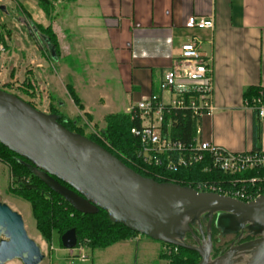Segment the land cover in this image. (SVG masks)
Here are the masks:
<instances>
[{
	"label": "crops",
	"instance_id": "0c3cea01",
	"mask_svg": "<svg viewBox=\"0 0 264 264\" xmlns=\"http://www.w3.org/2000/svg\"><path fill=\"white\" fill-rule=\"evenodd\" d=\"M60 1L71 6L68 21L78 23L70 32L77 29L79 36L70 34L67 21L59 32L58 18L45 21L44 15L36 22L50 24L59 44L69 49L68 56L79 57L83 51L90 57L84 68H65L82 112L97 116L127 113L137 101L160 94L159 84L172 58L179 54L182 43L196 35L212 58L214 111L202 119V139L229 151L264 150V120L257 119L243 95L248 87L264 88V0ZM8 2L13 5L14 1ZM209 14L214 19L212 30L184 27L188 16ZM19 48L15 57L13 46L7 43V53L0 57L8 64L6 70L13 59H27L23 47ZM30 59L38 85L54 82L51 71L45 70L50 59ZM97 61L102 68L94 76L88 66ZM62 94L72 102L66 89Z\"/></svg>",
	"mask_w": 264,
	"mask_h": 264
},
{
	"label": "water",
	"instance_id": "95a60500",
	"mask_svg": "<svg viewBox=\"0 0 264 264\" xmlns=\"http://www.w3.org/2000/svg\"><path fill=\"white\" fill-rule=\"evenodd\" d=\"M39 36L52 60H57L53 45ZM59 118L0 89V144L26 160L20 162L76 211L93 214L102 209L113 223L165 244L193 249L200 256L196 264H264V195L245 202L143 176L101 145L68 130ZM214 214V225L222 235H241L246 228L257 237L211 258ZM201 216L207 217L206 237L199 241L191 226L196 223L202 234ZM185 232L193 235L196 245L182 241ZM76 243L73 228L60 235L63 248L71 250ZM43 258L21 214L0 201V264L13 259L39 264Z\"/></svg>",
	"mask_w": 264,
	"mask_h": 264
},
{
	"label": "built area",
	"instance_id": "2783aa9c",
	"mask_svg": "<svg viewBox=\"0 0 264 264\" xmlns=\"http://www.w3.org/2000/svg\"><path fill=\"white\" fill-rule=\"evenodd\" d=\"M13 1L17 3V0ZM0 27L1 57L7 53L9 29L1 24ZM184 27L212 30L214 19L211 14L190 15ZM159 88L160 94L152 93L128 108L130 118L139 122L138 126L130 128L136 140V159L167 172L196 165H200L205 172L214 170L228 175L254 170L256 175L234 176L229 178L228 183L205 182L199 184L198 188L245 202L264 195V174H260L264 169V150L229 151L201 137L202 119L212 115L214 105L212 58L202 49V40L198 36L192 35L181 44L179 54L172 58ZM245 104L256 110L258 120H264L263 87H259L257 95ZM175 112L195 120V134L189 142H182L172 136ZM73 249H77L80 259L85 260L81 248Z\"/></svg>",
	"mask_w": 264,
	"mask_h": 264
},
{
	"label": "rangeland",
	"instance_id": "374dc122",
	"mask_svg": "<svg viewBox=\"0 0 264 264\" xmlns=\"http://www.w3.org/2000/svg\"><path fill=\"white\" fill-rule=\"evenodd\" d=\"M8 1L9 0H3L1 3L5 6V10L3 11L0 8V24L5 25L6 29H9L7 38L9 39V45L13 46V54H16L15 57H17L20 52L19 47L22 46L23 49L21 52L23 58L27 59H13L10 70H6L8 68L7 62L5 63L4 59H0V89L17 95L44 113H54L53 111H55V113L59 114L67 121H70L69 123L73 125L72 127L80 129L84 135L100 134L105 127V117L108 114L105 115L100 112L101 115L97 116L95 114L92 115L82 112V110H79V108L71 102L66 94H62L66 89L65 84L69 81L65 68L70 67L72 70L81 67L84 68L86 66L83 64L84 61L88 62L90 57L83 51V55L79 57L72 54L68 56L65 53L69 49L62 46V44L60 45L57 40V60H50V62L46 61L47 65H45V70L51 71L55 77L54 82L50 83L48 86L44 83L43 86L37 84V80L35 79L36 72L34 70L32 71V69L35 68L30 64V61L33 60L30 59V57L38 56L39 59L37 60L40 62L50 58L47 55V49L41 36L34 32V28L31 25H28L31 23L29 20L31 19L35 23L41 22L44 19V15L46 16L45 21L50 20L52 22L55 18H58V31L61 32L65 27L64 23L67 21L65 24L68 25L69 28L67 27V29H69L70 32L73 26L77 28L78 23V20L68 21L70 20L69 13L72 11L70 9L71 6L67 4L65 7V3L60 0H50V8L46 13L42 11L35 0H17V3L14 1L13 5ZM55 2H57V5H55ZM25 10L29 13L25 12L30 16V19H28V16H25L26 14L23 12ZM18 13H23L24 15H18V17ZM25 19H27L29 23H27ZM45 21L43 23L47 24ZM21 22L24 23L22 24ZM45 26H50V24ZM70 34L80 35L77 29H74ZM90 68L92 69L90 70L93 72L92 74L97 76L102 67L99 61H97L94 65L90 64L88 70ZM25 79L32 82V95L28 94L30 93V89L27 93H24L19 88V85ZM95 81L98 82V79H95ZM4 84H9L10 86L3 87ZM36 86H38V91ZM29 88H32V86H29ZM9 168L6 162L0 159V201L5 202L12 209L21 214L27 234L40 246L42 254L44 255L43 260L39 264H168V257L172 255L174 250L160 241L153 240L139 233L104 249H90L86 243L78 241L75 247L82 249L81 254L85 255V260L80 259V252L77 249L67 250L63 248L59 244V234L57 232H53L52 240L45 239L37 229L36 220L33 217L29 201L19 190H16L15 185L12 184L11 170ZM233 237V234H226L221 238L219 237L215 245L223 248L228 245ZM13 261L18 264H23L20 259H13Z\"/></svg>",
	"mask_w": 264,
	"mask_h": 264
},
{
	"label": "trees",
	"instance_id": "16d2710c",
	"mask_svg": "<svg viewBox=\"0 0 264 264\" xmlns=\"http://www.w3.org/2000/svg\"><path fill=\"white\" fill-rule=\"evenodd\" d=\"M36 1L42 11L47 13L50 8V0ZM23 12L25 13V11ZM25 16L28 15L26 14ZM28 19H30V16H28ZM29 21L34 30L38 34L45 36L53 45L56 57H58V43L52 28L50 26L43 27L31 19ZM8 33L9 31L7 34ZM47 55L50 60L53 61L48 50ZM6 86L10 85L4 84L3 87ZM29 86L33 87L32 82L25 79L19 85V88L24 93H27L30 89V93L28 94L32 95L31 90L33 88H29ZM65 88L72 99V102L79 108V110H83V106L79 97L75 93L73 86L70 83H66ZM258 88L259 87H248L243 94L244 101L250 103L251 99L257 95ZM253 111L256 114V110ZM53 112L55 113V111ZM174 119L175 122L171 129L172 136L182 142H189L195 134V120L188 115L183 116L180 112H175ZM59 122L68 130L84 135L80 129L72 127L73 125L69 123L70 121H67L61 116ZM138 125L139 122L131 119L128 113L118 112L108 114L105 117V127L100 134L84 136L104 147L137 173L153 178L159 182L169 181L205 191L204 189L198 188L199 184L212 181L228 183L229 178H233L234 176L256 175V171L254 170L236 175H228L214 170L205 172L202 171L200 165L190 168H182L175 172H167L159 167L145 165L136 159V140L130 133V128ZM253 150L259 149L256 148ZM0 159L6 162L10 167L12 184L15 185L16 190H19V192H21L29 201L33 217L36 220L37 229L45 239L52 240L53 232H57L59 234L58 239L60 244V235L66 230L73 228L75 230L77 242L83 241L90 249H104L114 243L124 241L133 235L138 234L120 223L111 222L105 211L102 209H99L93 214L79 213L66 200H64L63 197L48 188L20 162L21 160L27 162L26 160L10 151L2 144H0ZM260 174H264V169L260 171ZM63 184L66 185L65 183ZM210 232L213 236L211 258H214L224 252L228 248V245L223 248L215 245L218 238H221V233L219 228L214 224L211 226ZM182 241L186 244H194L189 232H185ZM165 245L174 250L172 255L168 257V264H196L200 258L199 254L193 249L180 246L174 248V246L170 244Z\"/></svg>",
	"mask_w": 264,
	"mask_h": 264
},
{
	"label": "flooded vegetation",
	"instance_id": "af4514ba",
	"mask_svg": "<svg viewBox=\"0 0 264 264\" xmlns=\"http://www.w3.org/2000/svg\"><path fill=\"white\" fill-rule=\"evenodd\" d=\"M37 35H38V33H37ZM215 217H216V215L214 214L213 218H212L211 226L214 224ZM200 223H201V228H202V234H201V231L199 230L198 225L196 223L194 225H192V232H193V234H195L197 236L199 241H201L202 235L204 238L206 237L205 233H206L207 217L201 216ZM211 226H210V228H211ZM232 234L234 235V237L232 238V240L229 241L228 246H227L228 248L231 246H235V245L241 244L243 242L249 241V240L257 237V235L251 234L246 228L243 229L241 235H240V232H236V233H232ZM189 235L191 237V240L194 243L193 245H196V241H195L193 235L191 233H189ZM220 236L223 237L224 235L221 234ZM210 238H211V243H212L213 242V236H212L211 232H210ZM186 239H187V237H186Z\"/></svg>",
	"mask_w": 264,
	"mask_h": 264
},
{
	"label": "bare ground",
	"instance_id": "6f19581e",
	"mask_svg": "<svg viewBox=\"0 0 264 264\" xmlns=\"http://www.w3.org/2000/svg\"><path fill=\"white\" fill-rule=\"evenodd\" d=\"M4 264H18L17 262H14L13 260L11 261H7V262H5Z\"/></svg>",
	"mask_w": 264,
	"mask_h": 264
}]
</instances>
